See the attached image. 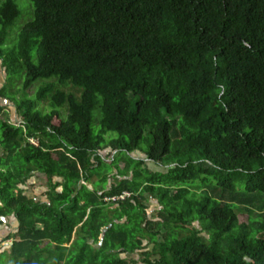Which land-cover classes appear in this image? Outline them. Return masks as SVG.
Returning a JSON list of instances; mask_svg holds the SVG:
<instances>
[{"label": "trees", "instance_id": "obj_1", "mask_svg": "<svg viewBox=\"0 0 264 264\" xmlns=\"http://www.w3.org/2000/svg\"><path fill=\"white\" fill-rule=\"evenodd\" d=\"M25 1L0 0L6 85L24 75L0 92L19 121L0 119V217L18 221L9 260L264 264V0ZM135 152L170 170L140 169ZM34 173L47 204L18 188ZM93 178L98 190H77ZM144 193L160 207L151 219Z\"/></svg>", "mask_w": 264, "mask_h": 264}, {"label": "crops", "instance_id": "obj_2", "mask_svg": "<svg viewBox=\"0 0 264 264\" xmlns=\"http://www.w3.org/2000/svg\"><path fill=\"white\" fill-rule=\"evenodd\" d=\"M19 122V121H18ZM33 140V139H32ZM31 140V142H32ZM105 151V156L102 157V160H107V161H111L110 157H112L115 153L114 152H110L109 149H105L103 150ZM139 155H141V157H139ZM137 156V157H136ZM132 160H134V162H142L143 166L140 168L143 170V167L149 171V173L151 174H155V173H160L157 172L154 167V164H151V162L147 161L146 158H144V156L142 154H140L139 152H135L131 155ZM120 162H118L116 164V167L119 171L123 170L124 164L122 163V168H120L119 165ZM162 172V171H161ZM163 173V172H162ZM37 174L39 173H34L33 177H31L30 179H28V181L26 182V184L24 185H20L18 188L21 192V195L24 196L27 200H33V202L35 203H41V204H47L48 203V197H47V187H46V180H45V188H44V181L42 178L37 177ZM42 175V174H39ZM45 178V177H44ZM121 180H127V181H132V173L128 172L126 176L120 178ZM59 181V180H58ZM115 181H119V177H117L116 171H110L108 173V178L105 181V184L103 185L105 190H107L111 184H113ZM98 182L97 179L93 178L91 180V183L87 185H85V182L82 180L81 182H79L78 186H77V190L80 189L81 186H86L90 191L92 190H98L99 186H95L94 183L96 184ZM95 188V189H94ZM58 191H60V188L58 189ZM145 194H141L139 198L140 203L142 204V206H140V209L146 214L148 219H151L152 217H155L157 215V211L160 210V207L156 201V199H154V197H151V195L147 194L148 197H145ZM111 197H119L117 200L113 201V202H119V201H123L124 199H129L131 197V193L124 191L121 192L120 195L118 196H111ZM109 198H102V201L105 203H110V201L106 200V199H110ZM150 201V204H154V202L156 204H154V206H157L155 208V213L151 212L149 213L147 210V207L144 205V201L148 200ZM116 202V203H117ZM112 205V204H111ZM112 209H115V205L113 207H111ZM39 227L41 228V225L39 224ZM108 227V225L106 226ZM17 231H18V221L17 219L12 216V215H7L6 217H3V220H0V241L2 240H11V243L13 242V238L15 235H17ZM74 234L71 238V240L69 241V243L64 244L65 248H68L71 243L72 240L74 238ZM49 244L50 248L52 246H55L54 243H49L48 241H38L37 242V246L44 248L45 244ZM92 248L94 249H98L101 244H102V232L99 236V239L96 243H92V241L88 242ZM145 244V243H143ZM10 247V246H9ZM9 247L5 248L3 251H5L6 256H4V258L2 257V252H0V259L1 261H5V264H28L27 261H25L24 258H20L18 261H13V260H9L7 254L9 252ZM3 258V259H2ZM49 261H55V258H53V256H47ZM66 259V258H65ZM120 260H127V261H132V262H136L137 264H140V258L138 257L137 253H133V254H120L119 256ZM32 264H38L37 262H33ZM130 264V263H129Z\"/></svg>", "mask_w": 264, "mask_h": 264}, {"label": "rangeland", "instance_id": "obj_3", "mask_svg": "<svg viewBox=\"0 0 264 264\" xmlns=\"http://www.w3.org/2000/svg\"><path fill=\"white\" fill-rule=\"evenodd\" d=\"M23 2L22 3H25V4H30L31 5V3H28L27 1H25V0H22ZM22 3H20V5H21V13H20V16L18 17V19L16 20V21H18L20 18L24 21V18L26 19V17H27V15L24 13V8H23V5H22ZM32 6V5H31ZM32 9H33V7H32ZM28 18H31L30 20H32V17L30 16V17H28ZM30 20H28V21H30ZM27 21V22H28ZM25 24V23H24ZM23 25V24H22ZM15 34H17L18 32H19V29H17V31L15 30ZM1 62V61H0ZM19 80H20V84L24 81V75L22 74V76H21V74H19L16 78H14V77H12L8 82H7V85H6V74H5V72H4V70L1 68V64H0V92L3 90V88L5 87V90H6V94H10V92H15V91H17L18 90V82H19ZM19 84V85H20ZM41 85V82H36L32 87L34 88V93H36L37 91H38V89H39V86ZM10 91V92H9ZM31 93V92H30ZM30 93H28V94H30ZM21 98H30V96H26V95H21ZM2 100V98L0 97V107L1 108H3V112L0 114V119H3V120H11L12 122H15V121H17L18 122V118H17V116L15 115V111H14V108H12L11 107V105L10 104H5L4 102H2L1 101ZM144 135H146V133L144 134ZM106 138L107 139H111V138H114V134L113 133H107L106 134ZM34 143H37V141H33ZM101 156L102 157H104L105 156V151H103L102 153H101ZM137 157V156H136ZM139 157H141V155H139ZM105 163H107V161H105ZM151 164H153V163H151ZM119 165H120V168H122V163L120 162L119 163ZM156 169V171L157 172H166L167 170H170V167H162V168H158V167H156V166H154ZM41 176V177H40ZM37 177H40V178H42L43 179V181H44V188H45V180H46V178H44V176L43 175H39V174H37ZM85 185H87L86 183H85ZM94 185L97 187V186H101V185H99V183L97 182L96 184L94 183ZM194 191V190H193ZM145 197H148V195L147 194H145ZM154 204H156L155 202H154ZM154 204H150V201H149V199L148 200H146V201H144V205L147 207V211L149 212V213H151V212H153V213H155L156 211H155V208L157 207V206H154ZM242 208H243V206H240L239 208H238V210H237V214H238V220H239V222L240 223H246L247 221H248V214H245V213H243V211H242ZM244 209V208H243ZM252 216H254V215H252ZM1 257V256H0ZM4 258V257H3ZM2 258V259H3ZM0 264H5V261L3 260V261H1V259H0Z\"/></svg>", "mask_w": 264, "mask_h": 264}, {"label": "built area", "instance_id": "obj_4", "mask_svg": "<svg viewBox=\"0 0 264 264\" xmlns=\"http://www.w3.org/2000/svg\"><path fill=\"white\" fill-rule=\"evenodd\" d=\"M119 197H111L110 199H106L110 202H113L117 200ZM11 244V240H5V241H0V249L8 248Z\"/></svg>", "mask_w": 264, "mask_h": 264}, {"label": "clouds", "instance_id": "obj_5", "mask_svg": "<svg viewBox=\"0 0 264 264\" xmlns=\"http://www.w3.org/2000/svg\"><path fill=\"white\" fill-rule=\"evenodd\" d=\"M2 100H3V99H2ZM2 100H1V101H2ZM33 141H34V140H32V143H33V144L38 145V141H37V143H34ZM35 141H36V140H35ZM2 241H5V240H2ZM10 245H11V244H10ZM4 249H5V248H4ZM4 249H0V252L3 251Z\"/></svg>", "mask_w": 264, "mask_h": 264}, {"label": "water", "instance_id": "obj_6", "mask_svg": "<svg viewBox=\"0 0 264 264\" xmlns=\"http://www.w3.org/2000/svg\"><path fill=\"white\" fill-rule=\"evenodd\" d=\"M2 102H4L5 104H8L7 102H5V101H2ZM0 220H3V217H0Z\"/></svg>", "mask_w": 264, "mask_h": 264}]
</instances>
